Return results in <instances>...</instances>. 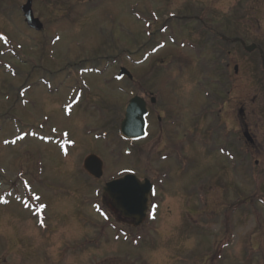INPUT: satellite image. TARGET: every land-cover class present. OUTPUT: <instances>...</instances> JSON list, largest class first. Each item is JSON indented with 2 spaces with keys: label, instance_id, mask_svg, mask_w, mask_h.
Here are the masks:
<instances>
[{
  "label": "rangeland",
  "instance_id": "obj_1",
  "mask_svg": "<svg viewBox=\"0 0 264 264\" xmlns=\"http://www.w3.org/2000/svg\"><path fill=\"white\" fill-rule=\"evenodd\" d=\"M25 2L0 0V200L8 191H12L13 198L23 193L24 179L47 203L46 222L38 224L29 208L24 210L18 202L11 201L13 198L0 204V264H264V211L258 203H264L263 188L259 189L255 182L251 185L250 178L240 179L242 175L229 167L231 179L242 187L234 188L222 176V157L210 159L207 148L192 138L199 137L202 142L209 126L210 134L217 136L220 131L210 111H216L224 99L220 96L224 92V73L231 80V92L223 93L226 99L222 107L230 141L237 101L250 104L254 96L261 100L264 91L256 87L250 73L255 50H246L256 41L254 31L264 38V11L257 15L261 19L254 20L258 2L33 0L35 16L44 24L42 31L30 30L24 23L20 6ZM60 2L63 14H52L58 7L51 4ZM261 5L264 1H260ZM192 9L199 10L200 18L209 16L218 21L219 17H233L232 21L238 22L231 35L221 29L229 42L212 36L203 45L202 61L210 69L204 70L201 59L191 53L194 46L198 47L194 43L198 35L195 23L182 16ZM155 14H160L157 21ZM146 22L152 23L151 27ZM164 24L173 27L175 43L165 40L161 50L140 64L147 52L157 49L155 45L163 35L160 26ZM213 26L220 28L215 23ZM151 36L155 40L152 48L146 46ZM123 49L131 58L115 56V66L106 67L101 77L88 74L81 79L63 80L67 76L63 70L70 64L71 69L87 64L79 61L81 57L92 61L106 54L103 64L111 53L122 55ZM120 66L136 75L135 86L125 78L115 79ZM155 68L160 71L155 72ZM49 74L55 75L52 90L40 82ZM82 82L84 93L89 90L97 99H91L88 112L84 113L82 107L80 113L81 105L75 108L77 112L69 114L70 95L82 88ZM21 90L25 93L23 105L16 100ZM134 91V95L145 99L148 91L153 92L157 103L152 106L150 138L132 146L123 141L119 123ZM158 114L164 116L160 122ZM192 122L195 124L191 125L190 135L187 129ZM25 126L44 136L64 135L66 140L61 138L60 150L28 136L15 141L16 145L2 144L11 140L17 130L28 131ZM105 130L108 133L104 138ZM168 138L173 142L169 143ZM178 139L183 150L170 149ZM160 150L167 154L163 161L161 157L157 160ZM91 153H97L106 163L100 179L92 178L82 168L84 158ZM148 161L152 163V176L165 174L162 185L143 172ZM128 169H138L139 178H149L158 185L150 201V215L140 226L114 216L102 195L105 182ZM229 186L233 188L223 193ZM240 194L254 196L255 200ZM222 197L230 201L225 213L219 209L220 199L226 208ZM234 199L239 200L237 208L243 212L246 206L259 212L240 214L236 201L231 203ZM255 202L256 206H252ZM225 217L226 226L221 228L219 222Z\"/></svg>",
  "mask_w": 264,
  "mask_h": 264
},
{
  "label": "flooded vegetation",
  "instance_id": "obj_2",
  "mask_svg": "<svg viewBox=\"0 0 264 264\" xmlns=\"http://www.w3.org/2000/svg\"><path fill=\"white\" fill-rule=\"evenodd\" d=\"M257 68L254 71V76L256 77V83L260 90L264 91V47H261L256 53ZM115 66L113 62L112 67ZM68 72H71L68 70ZM150 94V91H148ZM146 97L148 100L150 98ZM88 96L96 97L95 93L89 92ZM151 97V96H150ZM258 98V97H257ZM84 101H89V98L86 97ZM157 100L150 105L156 104ZM252 107H244V113L242 117H238L233 120V128H230V134L233 135L232 140L228 138L227 129H228V119L220 113V131L217 136L220 140H217V136L210 134L211 126L208 127L206 135V146L207 156L210 157H222L221 164V173L222 176H228L229 167H235L236 170L242 175L251 174L253 183L257 187L264 189V94L261 95V100H254ZM163 113V112H162ZM152 106H148L147 113V137L144 141L150 138V129H151V117H152ZM163 117L158 114L157 120L160 122ZM191 125L194 126V123L188 125V131H193ZM164 132V128L161 131ZM248 137V139L244 136ZM169 143L173 142V138L167 139ZM176 147L179 146L178 141L176 140ZM213 142H220V149L217 148V144H214L213 147H209ZM232 142V143H231ZM174 146V145H173ZM171 146V148L173 147ZM193 147V144H192ZM161 152V151H160ZM228 152L230 153V160L228 157ZM251 160H253L252 163ZM218 161V165H219ZM249 164L251 168H249ZM247 165V167H246ZM246 167V168H245Z\"/></svg>",
  "mask_w": 264,
  "mask_h": 264
},
{
  "label": "water",
  "instance_id": "obj_3",
  "mask_svg": "<svg viewBox=\"0 0 264 264\" xmlns=\"http://www.w3.org/2000/svg\"><path fill=\"white\" fill-rule=\"evenodd\" d=\"M22 11L27 24L40 30L42 24L34 18L31 9V0L22 6ZM125 70H121V75ZM146 104L139 96L131 98L127 104L124 118L121 121V132L126 137L141 138L144 135ZM84 168L92 175H102V162L95 155H89L84 160ZM151 184L145 180L140 182L134 175L128 174L122 178L106 183L104 193L111 199L112 205L123 217L134 219V224L139 225L145 218L148 195Z\"/></svg>",
  "mask_w": 264,
  "mask_h": 264
},
{
  "label": "trees",
  "instance_id": "obj_4",
  "mask_svg": "<svg viewBox=\"0 0 264 264\" xmlns=\"http://www.w3.org/2000/svg\"><path fill=\"white\" fill-rule=\"evenodd\" d=\"M60 3H61V2H60ZM51 5H53L54 7H60V6L63 5V4L61 3L60 5H56V4H51ZM227 20H228V19H227ZM226 28H229L228 31L226 30L227 33H233V27H232L231 23L227 22V23H226ZM225 37H226V36H225ZM228 38H229V37H226V42H229Z\"/></svg>",
  "mask_w": 264,
  "mask_h": 264
},
{
  "label": "snow or ice",
  "instance_id": "obj_5",
  "mask_svg": "<svg viewBox=\"0 0 264 264\" xmlns=\"http://www.w3.org/2000/svg\"><path fill=\"white\" fill-rule=\"evenodd\" d=\"M6 143H7V141H6Z\"/></svg>",
  "mask_w": 264,
  "mask_h": 264
}]
</instances>
